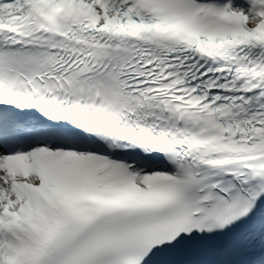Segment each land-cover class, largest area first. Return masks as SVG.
Instances as JSON below:
<instances>
[{
	"label": "snow or ice",
	"instance_id": "6c2138e0",
	"mask_svg": "<svg viewBox=\"0 0 264 264\" xmlns=\"http://www.w3.org/2000/svg\"><path fill=\"white\" fill-rule=\"evenodd\" d=\"M0 264H264V0H0Z\"/></svg>",
	"mask_w": 264,
	"mask_h": 264
}]
</instances>
